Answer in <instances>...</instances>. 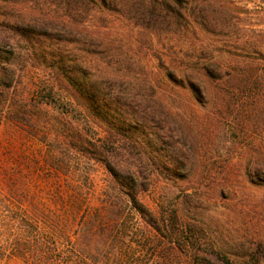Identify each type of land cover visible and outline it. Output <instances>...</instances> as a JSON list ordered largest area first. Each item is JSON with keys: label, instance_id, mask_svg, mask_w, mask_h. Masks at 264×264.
I'll return each instance as SVG.
<instances>
[{"label": "rangeland", "instance_id": "rangeland-1", "mask_svg": "<svg viewBox=\"0 0 264 264\" xmlns=\"http://www.w3.org/2000/svg\"><path fill=\"white\" fill-rule=\"evenodd\" d=\"M62 1L0 0V40L9 36L10 44L1 55L11 51L17 61L0 108V264H83L94 257L264 264V78L241 70L213 82V95L200 101L147 90L168 64L218 60L229 72L264 57L256 48L264 44V0H188L191 17L181 26L149 8L164 0H105L112 9L106 15L83 12L102 0L86 1L88 7ZM8 23L65 41L83 40L84 26L100 29L114 57L91 58L104 73L124 74L127 83L116 90L128 89L135 108L129 118L141 127L123 132L127 126L111 125L116 119L89 114L52 68L28 55L36 53L34 42L5 32ZM55 41L46 40L83 48ZM107 162L148 184L138 196L145 215L125 204L106 209L110 195L127 198Z\"/></svg>", "mask_w": 264, "mask_h": 264}, {"label": "trees", "instance_id": "trees-1", "mask_svg": "<svg viewBox=\"0 0 264 264\" xmlns=\"http://www.w3.org/2000/svg\"><path fill=\"white\" fill-rule=\"evenodd\" d=\"M66 2L67 6L75 2H83L85 7L88 4L85 3L89 0H63ZM62 1V2H63ZM94 1V0H90ZM102 5H93L90 8H84L83 12L96 11L102 15H106L107 11H111V7L108 6L105 0H102ZM159 4V5H157ZM188 0H164L161 3L156 2L155 5L149 8L153 13L155 9L158 10L157 17H163L170 24L178 23L181 26L182 22L189 24V19L191 17V9ZM75 9V8H74ZM80 11L81 7H77ZM88 9V10H87ZM67 24V23H66ZM105 27L106 25H101ZM5 32L9 31L13 34L20 35L23 37L24 41H27L31 49L35 50L36 53L28 54L29 56H34V61H40L47 64L50 68L54 70L56 77L60 80L61 84L74 96L77 102L84 106L88 113L97 119H109L113 118L115 121L111 123L112 126H118L121 131L124 130V126H127L126 131H131L141 127L138 121L133 120L134 118H129L135 114V108L126 98L128 89L119 88L116 90V86L121 84L123 86L127 81L124 74L119 73V75H111L109 73H104L100 71V65L92 60L91 56H106L108 58H113V55H109L111 51L109 46L106 45L104 39L98 37L100 34L99 30H91V26H84L82 28V34L84 35L83 40H62L54 35L49 34L42 28H26L25 26L19 28L16 25L10 26L8 23L3 26ZM44 27V26H43ZM102 28V27H101ZM88 36H92L88 40ZM6 39V40H5ZM56 39L57 43H75L79 44L83 48H67L61 45L52 46V42L48 43L46 40ZM2 40V39H1ZM0 40V108L5 105L8 98L10 97V88L16 79V68L14 59V53L11 51L7 52L4 57L1 55L2 47H7L9 44V36H6L4 40L6 42H1ZM2 40V41H4ZM26 42V43H27ZM37 45V46H34ZM68 46V45H67ZM85 46V48H84ZM258 49H264V44H257ZM76 51V52H74ZM30 53V52H29ZM27 55V57H28ZM26 57V56H25ZM248 65H242V69L238 68L237 65L234 68H230L229 72H224V68L218 62V60H211L209 64H202L199 67L191 66L181 68L176 64H168L164 68L162 67V72L157 76L155 83L151 81L147 86V90L152 93L156 91H167L172 96H182L191 94L197 100H204L205 97H211L213 91L211 86L213 82H219L225 78L232 79L242 76L241 70L243 72H250V74L256 76V79L264 78V57L261 58H249ZM23 62H27V58H23ZM211 63V64H210ZM131 66V65H130ZM257 70H261L262 74H258ZM127 75L129 68L126 67ZM261 76V77H260ZM127 83V82H126ZM130 84V83H128ZM127 87V86H126ZM130 88V87H129ZM157 92V93H158ZM112 121V120H111ZM134 131V130H133ZM108 168L115 179V185L123 190L127 198L123 199L120 197H115L110 195L104 201V206L109 212H114L122 204H125L131 208L140 211L145 215L146 211L144 206L139 201V194L148 188V184L144 181H140L133 173L130 171L121 172L115 166H112L110 162H107ZM24 223V222H23ZM152 225L159 232H162V228L157 222L151 220ZM53 229L55 228V222L52 221ZM95 227L90 225L88 230L84 229L82 232H93L94 236L97 231L94 230ZM106 229L101 230L104 232ZM65 232V229H61ZM101 233V232H100ZM90 234V233H89ZM104 235V233L102 234ZM86 237V236H84ZM90 237V235H89ZM83 238V237H82ZM81 240V239H80ZM76 244V243H75ZM81 245V242L78 243ZM98 248V247H96ZM81 252L86 253V248L80 247ZM38 264V262L36 263ZM83 264H124L120 259L117 260H103L101 258L94 257L90 260L84 261ZM154 264H172L167 263H154ZM188 264H247L242 262H234L229 259H210L201 258L197 261L189 262ZM249 264H252L249 262Z\"/></svg>", "mask_w": 264, "mask_h": 264}]
</instances>
